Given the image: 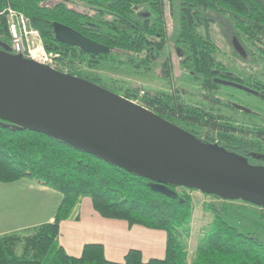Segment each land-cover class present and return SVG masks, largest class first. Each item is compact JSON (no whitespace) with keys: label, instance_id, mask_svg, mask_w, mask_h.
Here are the masks:
<instances>
[{"label":"trees","instance_id":"16d2710c","mask_svg":"<svg viewBox=\"0 0 264 264\" xmlns=\"http://www.w3.org/2000/svg\"><path fill=\"white\" fill-rule=\"evenodd\" d=\"M169 2L173 7L174 0ZM166 7V0H0V46L11 47L5 16L11 8L29 20L48 52L59 53L70 66L84 64L98 69L103 61H115L113 52L126 55L127 63L136 67L148 66L166 49ZM179 10L176 49L194 78L208 90L224 86L217 79L228 80L256 91V95L246 93L264 100L261 83L250 87L247 80L216 60L218 48L211 37L212 27L224 19L246 55L244 39L257 47L264 59V0H179ZM137 11L149 16L141 15L135 21L131 17ZM54 23L70 27L109 50L93 55L60 43ZM69 74L103 87L98 79L84 76L77 68ZM123 97L139 101L179 127H184L179 121L187 126L194 123V136L201 142L218 144L252 165L264 166V123L238 126L216 112L180 102L164 104L158 97L140 100L129 92ZM24 178L58 191L62 201L52 222L26 234L0 236V264H188L186 236L191 233L195 211L189 196L176 191L175 197L166 196L154 191L148 179L43 133L0 121V184ZM85 197L104 218L165 231V258L144 262L140 251L130 250L123 263H114L106 259L99 244L85 245L78 258L69 256L58 242L60 224L72 217ZM205 209L214 218L201 228L190 264H264V240L239 232L221 216L216 204L209 203Z\"/></svg>","mask_w":264,"mask_h":264},{"label":"water","instance_id":"95a60500","mask_svg":"<svg viewBox=\"0 0 264 264\" xmlns=\"http://www.w3.org/2000/svg\"><path fill=\"white\" fill-rule=\"evenodd\" d=\"M53 27L60 43L93 55L109 50L70 27ZM0 47V121L43 133L148 179L154 191L169 197L177 195L171 187L185 188L264 208V166L201 142L137 102L25 58L20 50ZM234 47L246 56L236 38ZM217 82L257 94L237 83Z\"/></svg>","mask_w":264,"mask_h":264},{"label":"rangeland","instance_id":"374dc122","mask_svg":"<svg viewBox=\"0 0 264 264\" xmlns=\"http://www.w3.org/2000/svg\"><path fill=\"white\" fill-rule=\"evenodd\" d=\"M166 2L168 37L166 49L157 55L156 59L148 66L136 67L135 64L127 63V56L118 52L112 53L115 61H103L98 69L90 68L84 64L70 66L61 60L59 53L48 52L41 36L39 38L35 35H28L24 42L20 40L19 47L24 52V56L29 55V49L37 51L43 47L48 55H52V65L56 70L69 74L77 68L84 76L98 79L105 89L121 96L127 92L137 94L140 100L143 97L150 99L158 97L161 100L165 99V96H170L175 99L174 103L178 101L194 108L216 112L226 121L238 126L250 127L264 123V100L234 87L220 86L208 90L179 60V53L176 51L180 26L179 0H174L173 7L169 6V0ZM138 14L135 13L131 18L139 21ZM5 16L12 37L10 48L16 49L18 39L11 32L8 14L5 13ZM232 31L224 19L212 27L211 37L218 48L215 54L216 60L225 65L232 74L247 80L250 87L258 82L264 87V59L259 54L258 48L244 39L243 44L247 47L249 55H241L234 47ZM216 101L219 102L218 105H215ZM137 103L140 104L139 101ZM235 105L248 111L236 109L233 107ZM174 191L189 196L195 204L191 233L186 236L189 246L187 250L188 264L195 257L199 236L202 235L201 228L214 218V214L205 209V205L209 203L216 204L221 216L236 227L239 232L252 234L264 240V210L261 207L239 200L216 199L199 191H184L182 188H176Z\"/></svg>","mask_w":264,"mask_h":264},{"label":"crops","instance_id":"0c3cea01","mask_svg":"<svg viewBox=\"0 0 264 264\" xmlns=\"http://www.w3.org/2000/svg\"><path fill=\"white\" fill-rule=\"evenodd\" d=\"M2 185V184H0ZM62 195L30 179H22L0 188V236L26 234L54 220ZM59 244L66 253L78 258L87 244L104 247L105 257L123 263L130 250L142 253V259H164L167 234L163 230L129 225L124 220L107 219L93 208L90 198H82L72 217L60 224Z\"/></svg>","mask_w":264,"mask_h":264},{"label":"built area","instance_id":"2783aa9c","mask_svg":"<svg viewBox=\"0 0 264 264\" xmlns=\"http://www.w3.org/2000/svg\"><path fill=\"white\" fill-rule=\"evenodd\" d=\"M7 14H8L9 22L11 23L10 24L11 32H12L13 36L16 39H18L17 40L18 46L16 47V49L13 48L12 50L14 53H16V51L20 50V52L24 56V52H22V50L20 49L18 42L20 40H23V42H24L25 37H27L28 35H35V36L40 38V34L37 30H35L31 27L29 20L25 16H23L22 14L16 12L15 10H12L11 8H9L7 10ZM23 37H24V39H23ZM32 45H33V42H32ZM28 51H29V55L24 56L25 58L37 61L40 64L49 66L52 69L56 70L55 67L52 65V59H51L52 55H48L44 51L43 47H41L37 51H30V49Z\"/></svg>","mask_w":264,"mask_h":264},{"label":"flooded vegetation","instance_id":"af4514ba","mask_svg":"<svg viewBox=\"0 0 264 264\" xmlns=\"http://www.w3.org/2000/svg\"><path fill=\"white\" fill-rule=\"evenodd\" d=\"M137 13H139L138 14V17L140 18V16L141 15H146L147 17L149 16L148 14H146V13H140V11H137ZM136 13V14H137ZM136 21V20H135ZM178 53H179V60H181L182 61V59H183V57L181 56V54H180V52L178 51V50H176ZM218 80V79H217ZM222 80V79H221ZM224 80V79H223ZM225 81H227V82H230V81H228V80H225ZM227 87V86H226ZM164 104H167V102L169 101L170 103H172V102H174L175 101V99H173V98H171L170 96L169 97H166L165 96V99H164ZM177 103H178V101H176ZM245 112H247V111H245ZM181 124H183L184 125V127L182 126L181 128H183L184 130H186V131H188V132H190V133H192L193 135H194V123L192 124V125H190V126H187L186 124H184L182 121H179Z\"/></svg>","mask_w":264,"mask_h":264}]
</instances>
